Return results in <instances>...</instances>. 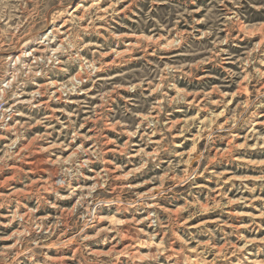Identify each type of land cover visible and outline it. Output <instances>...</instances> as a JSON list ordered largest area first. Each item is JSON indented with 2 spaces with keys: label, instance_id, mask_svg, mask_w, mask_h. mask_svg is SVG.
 <instances>
[{
  "label": "rangeland",
  "instance_id": "1",
  "mask_svg": "<svg viewBox=\"0 0 264 264\" xmlns=\"http://www.w3.org/2000/svg\"><path fill=\"white\" fill-rule=\"evenodd\" d=\"M0 122V264H264V0H0Z\"/></svg>",
  "mask_w": 264,
  "mask_h": 264
},
{
  "label": "bare ground",
  "instance_id": "2",
  "mask_svg": "<svg viewBox=\"0 0 264 264\" xmlns=\"http://www.w3.org/2000/svg\"><path fill=\"white\" fill-rule=\"evenodd\" d=\"M97 1V0H96ZM94 3V2H93ZM112 7V6H111ZM82 8H84V6L83 5H79L78 7H77V9H76V11H79L80 9H82ZM105 12V11H104ZM48 34H46L45 36H44V39H47L48 37ZM43 43H45V42H40V44L42 45L40 48H42V47H44V45H43ZM39 50L40 49H35L33 52H39ZM44 50V49H43ZM45 51V50H44ZM41 52V51H40ZM31 55H34V54H28V56L30 57ZM36 55V54H35ZM36 60V59H35ZM13 82V81H12ZM37 87H44V85H36ZM52 85H50V87H51ZM50 89V88H49ZM51 90H53V89H51ZM2 92H4V91H2ZM4 95V94H3ZM25 95V94H24ZM19 96L18 97V99L16 100V104L14 105L13 104V107H11V109L13 108V109H16L17 107H19L20 105H22V106H24V105H26V104H32V105H34L36 108H46V106L47 107H49V105H50V102L52 101L51 99L50 100H46V101H44L43 100V98H41V97H37L36 95H34V96H32V98L31 99H24L23 97H25V96ZM52 96H53V94H52ZM54 101V100H53ZM31 106V105H30ZM13 116V115H12ZM2 120V119H1ZM1 123V122H0ZM49 147V146H48ZM51 147V146H50ZM54 147V146H53ZM49 149V148H48ZM51 149V148H50ZM22 151V150H21ZM72 158V157H71ZM58 160V159H57ZM36 161V160H35ZM61 161V160H60ZM88 161V160H87ZM37 162V161H36ZM42 162V161H41ZM47 162V161H46ZM49 162H50V160H49ZM48 162V163H49ZM55 162V161H54ZM62 162V161H61ZM35 163V162H34ZM33 162L31 163L32 165L34 164ZM37 163H39V162H37ZM36 163V164H37ZM53 163V162H52ZM89 163H91V162H89ZM28 165L30 164V162L29 163H27ZM40 164H44L43 162L42 163H40ZM39 165V164H38ZM53 165H54V163H53ZM42 166V165H41ZM15 169V168H14ZM31 169V168H30ZM55 171V170H54ZM110 172V171H109ZM45 173L46 174H48L49 176H51L52 174H53V172H52V168H51V170L50 169H47L46 171H45ZM53 176H55V175H53ZM57 176V175H56ZM96 176V175H95ZM58 177V176H57ZM90 179V178H89ZM11 180V179H10ZM58 180V179H57ZM95 180V179H94ZM4 181V180H3ZM8 181V180H7ZM51 181V180H50ZM2 184V183H1ZM82 189V188H81ZM152 207V206H151ZM18 212V211H17ZM22 217V216H21ZM12 219V218H11ZM101 221V220H100ZM89 238V237H88ZM133 240H135V239H133ZM137 254V253H136ZM135 255V254H134Z\"/></svg>",
  "mask_w": 264,
  "mask_h": 264
}]
</instances>
